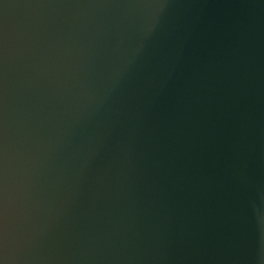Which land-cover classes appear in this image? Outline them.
<instances>
[{
  "label": "water",
  "instance_id": "1",
  "mask_svg": "<svg viewBox=\"0 0 264 264\" xmlns=\"http://www.w3.org/2000/svg\"><path fill=\"white\" fill-rule=\"evenodd\" d=\"M2 264H264V0H0Z\"/></svg>",
  "mask_w": 264,
  "mask_h": 264
},
{
  "label": "clouds",
  "instance_id": "2",
  "mask_svg": "<svg viewBox=\"0 0 264 264\" xmlns=\"http://www.w3.org/2000/svg\"><path fill=\"white\" fill-rule=\"evenodd\" d=\"M0 264H2V262H0Z\"/></svg>",
  "mask_w": 264,
  "mask_h": 264
}]
</instances>
